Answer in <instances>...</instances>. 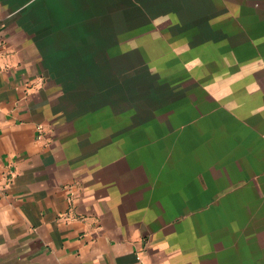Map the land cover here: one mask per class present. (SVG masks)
I'll use <instances>...</instances> for the list:
<instances>
[{
	"label": "crops",
	"instance_id": "1",
	"mask_svg": "<svg viewBox=\"0 0 264 264\" xmlns=\"http://www.w3.org/2000/svg\"><path fill=\"white\" fill-rule=\"evenodd\" d=\"M0 264H264V0H0Z\"/></svg>",
	"mask_w": 264,
	"mask_h": 264
},
{
	"label": "rangeland",
	"instance_id": "2",
	"mask_svg": "<svg viewBox=\"0 0 264 264\" xmlns=\"http://www.w3.org/2000/svg\"><path fill=\"white\" fill-rule=\"evenodd\" d=\"M175 62V61H174ZM142 67V66H141ZM57 125L59 126V120H58V122H57Z\"/></svg>",
	"mask_w": 264,
	"mask_h": 264
}]
</instances>
